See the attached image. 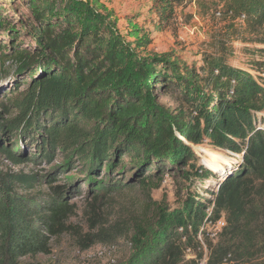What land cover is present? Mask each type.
Returning a JSON list of instances; mask_svg holds the SVG:
<instances>
[{"label":"trees","instance_id":"1","mask_svg":"<svg viewBox=\"0 0 264 264\" xmlns=\"http://www.w3.org/2000/svg\"><path fill=\"white\" fill-rule=\"evenodd\" d=\"M182 1L156 0L151 11L166 24ZM19 3L22 18L0 14V235L8 246L27 248L26 235L42 247L39 231L55 234L71 215L69 189L52 187L53 174L12 170L60 153L61 171L76 159L90 176L116 174L126 157L129 184L141 187L156 188L177 170L188 185L212 182L202 195L187 191L178 209L157 207L156 238L134 264H254L264 256V48L245 50L252 74L230 64L228 45L264 47V0H200L231 22L198 63L147 51V40L125 41L100 0ZM196 146L232 165H199ZM43 185L47 192L33 198L21 194ZM220 220L214 238L200 232ZM187 249L196 260H183Z\"/></svg>","mask_w":264,"mask_h":264},{"label":"rangeland","instance_id":"2","mask_svg":"<svg viewBox=\"0 0 264 264\" xmlns=\"http://www.w3.org/2000/svg\"><path fill=\"white\" fill-rule=\"evenodd\" d=\"M19 1L0 0L1 16L14 19V22L22 18L26 11L20 9ZM199 1L183 0L176 8L173 18L166 24H160L156 14L151 11L156 0H100L105 12H113L115 26L125 41L147 40V51L155 54L173 52L181 61L197 63L204 53L210 52L208 46L211 37L223 32L231 22L222 15L216 17L213 8L209 10L199 7ZM228 45L233 51L230 64L246 70H251L248 63L251 57L245 51L246 48H264L258 43L244 44L239 39L229 40ZM250 72L254 74L252 70ZM1 81L6 84L10 79L3 77ZM194 149L199 165L203 166V151L211 149L207 146H196ZM22 150L25 155L30 156L29 151L33 149L25 146ZM59 154L53 155L49 162L24 164L12 167V170L41 177L53 174L55 181L52 187H63L65 191L69 189L64 196L71 206V215L57 233L39 231L45 237L42 247L24 235L21 241L27 240L29 249L25 247L17 250L13 244L8 246L6 239L0 235V264H134L156 238L153 236V217L157 207L167 212L178 209L185 201L187 191H197L202 195L206 186L212 183L210 181L205 185L195 181L188 185L179 179L181 171L177 170L163 175L156 188L141 187L133 181L129 184L134 176L127 169L130 164L126 157L120 160L125 168L117 170L116 174L109 176L103 168L96 176H90L91 166H83L76 159L71 168L66 167L61 171L60 168L66 162ZM1 164H4L3 167L7 166L6 162L2 161ZM153 173L151 168L147 174ZM47 190L43 185L21 194L33 198L39 191ZM18 230L22 229L19 227ZM215 230L210 225L200 228V232L208 233L211 239V232ZM178 233L181 231L178 230ZM193 242L196 243L194 240ZM197 242L201 244L200 237ZM195 258L196 255L191 250L183 251L184 261L196 260ZM263 262L264 256L253 263Z\"/></svg>","mask_w":264,"mask_h":264},{"label":"bare ground","instance_id":"3","mask_svg":"<svg viewBox=\"0 0 264 264\" xmlns=\"http://www.w3.org/2000/svg\"><path fill=\"white\" fill-rule=\"evenodd\" d=\"M204 156L202 158V163L214 170H222L224 164H229L230 161L228 158L225 157V155L217 154L215 152H212L210 150H204L203 151Z\"/></svg>","mask_w":264,"mask_h":264},{"label":"built area","instance_id":"4","mask_svg":"<svg viewBox=\"0 0 264 264\" xmlns=\"http://www.w3.org/2000/svg\"><path fill=\"white\" fill-rule=\"evenodd\" d=\"M215 16L216 17H220L221 15H220V13L219 12H216L215 13ZM241 19H243V18H241ZM240 19V20H241ZM208 225H210V226H212L213 228H216V230L214 231V232H211V234H212V236H213V238L216 236V234H218V233H220L221 232V229H222V227L224 226V223H223V220H220L219 222H217L215 225H213V224H208ZM221 225V226H220ZM205 251V250H204ZM206 252V251H205ZM205 263V261L203 260V261H201L199 264H204Z\"/></svg>","mask_w":264,"mask_h":264}]
</instances>
